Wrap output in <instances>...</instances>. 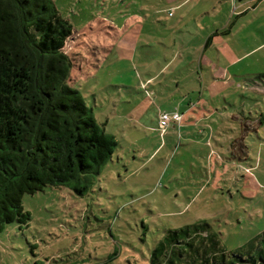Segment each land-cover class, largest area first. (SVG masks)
I'll return each instance as SVG.
<instances>
[{"label":"rangeland","instance_id":"rangeland-1","mask_svg":"<svg viewBox=\"0 0 264 264\" xmlns=\"http://www.w3.org/2000/svg\"><path fill=\"white\" fill-rule=\"evenodd\" d=\"M255 1L238 17L240 0H54L73 27L69 84L118 145L85 195L56 186L24 196L30 220L0 232V264H150L168 230L197 223L232 254L264 233V1L253 10ZM173 56L184 87L199 96L203 76L210 86V156L197 133L180 146L185 131L137 120L154 119L136 88L142 63L161 68Z\"/></svg>","mask_w":264,"mask_h":264},{"label":"trees","instance_id":"trees-1","mask_svg":"<svg viewBox=\"0 0 264 264\" xmlns=\"http://www.w3.org/2000/svg\"><path fill=\"white\" fill-rule=\"evenodd\" d=\"M72 36L54 0H0V232L30 220L27 194L67 186L85 195L118 145L69 84L73 63L65 48ZM149 260L264 264V233L232 254L207 223L168 230Z\"/></svg>","mask_w":264,"mask_h":264},{"label":"crops","instance_id":"crops-1","mask_svg":"<svg viewBox=\"0 0 264 264\" xmlns=\"http://www.w3.org/2000/svg\"><path fill=\"white\" fill-rule=\"evenodd\" d=\"M240 1H241L240 5L236 6L238 7L236 8V12H238V15H237L238 17H243L250 12L251 8L245 9L246 5L244 4H246V0H240ZM263 1L264 0H257V2L255 1L256 4L252 6L253 7L252 9L255 10L256 8H259L260 3L261 2L263 3ZM237 3H238V0H235V5H237ZM206 49L207 47L205 46L204 50ZM153 68L156 70H153ZM184 68H185L184 63H181L180 61L175 59V56H173L172 59L169 60L167 64L165 66H162L161 68L158 67V65L154 64V62L152 61L149 63L147 62L142 63V69H143V72L145 71L144 75H146V77L145 78L140 77L139 81H137L136 88L141 93V96H139L141 98L140 102L141 103L146 102L147 105L149 106V109L153 110L154 119L152 120L151 116L149 117L146 111L142 114H139V118L137 120L142 126L147 127L149 130L160 131L159 123H160V117L162 114L180 113L182 115V122L180 124L170 123L165 132H167L168 130L175 131V129L176 130L178 129L179 132L181 130L185 131V135L183 134L181 136L182 139L180 140V143H179L180 146L183 140H186L187 144L192 143V142H194L195 144L196 142L194 141L193 136L196 133L199 134V136L202 137V141L203 142L206 141L205 155L207 154V156L208 155L210 156L211 153H209V150L211 149V145H212L211 139H214L215 137L214 134L216 133L215 128H214L215 127L214 123L207 122V119L209 118L208 116L209 114L211 115V112H212L209 108L212 105H214L213 100L208 98V95H207V92H208L207 87H210V86L209 85L206 86V80H205V77L203 76L201 90H200L201 92L199 96H196L197 94L196 92H198L197 91L198 87L195 88V90L190 91V87H187L190 84L184 87L183 82H181L183 80L180 78V76H177V73L183 70ZM149 70H152V71L149 72ZM220 71H223V69L220 68ZM138 73H140L139 70H138ZM224 73H226V70L223 71V74ZM171 77H174V79H177V80L169 81L170 83L176 86L177 90H172L168 85L166 86L167 78H171ZM228 79L224 80L221 78L220 79L215 78L214 85H218V82L228 81ZM110 86H112L113 88H118L119 91H121V89L123 88H129L127 84L110 85ZM162 87H167L168 93L166 97L165 96L161 97ZM123 99L124 98L121 97V95H119L118 101L123 102ZM135 99L136 97L133 98L134 101ZM197 101H199L198 104L196 103ZM114 102L116 101L114 100ZM125 103L131 104V102L129 101H126ZM200 105L204 107L203 111L199 108ZM247 122H248V119H247ZM242 124L244 125V123ZM175 149H177V147H175ZM188 206L189 204L187 205V207ZM188 226H191V225H188Z\"/></svg>","mask_w":264,"mask_h":264},{"label":"built area","instance_id":"built-area-1","mask_svg":"<svg viewBox=\"0 0 264 264\" xmlns=\"http://www.w3.org/2000/svg\"><path fill=\"white\" fill-rule=\"evenodd\" d=\"M182 122V115L180 113L162 114L160 117L159 128L164 132L170 123L180 124Z\"/></svg>","mask_w":264,"mask_h":264}]
</instances>
